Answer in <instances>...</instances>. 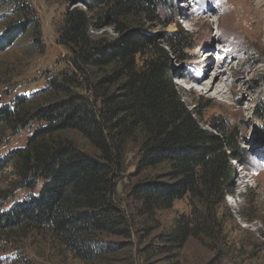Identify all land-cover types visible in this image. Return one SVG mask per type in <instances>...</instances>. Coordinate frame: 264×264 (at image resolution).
Segmentation results:
<instances>
[{
  "label": "trees",
  "instance_id": "16d2710c",
  "mask_svg": "<svg viewBox=\"0 0 264 264\" xmlns=\"http://www.w3.org/2000/svg\"><path fill=\"white\" fill-rule=\"evenodd\" d=\"M172 2L68 0L57 42L71 54L75 74L92 76L94 83L85 89L89 98L68 90L67 85L74 84L68 78L57 89L64 96L61 100L29 107L19 96L12 106L0 105V125L44 124L22 149L0 159V174L12 163L16 190L26 192L11 207L2 209L0 203L1 231L47 230L82 264H108L118 247L104 237L128 235L123 212L113 199L114 181L124 167L127 146L136 140L141 168L166 170L153 180L136 183L129 191L132 200L148 216L185 197L191 202L189 215L178 217L164 237L169 244L164 250L182 248L217 219L224 192L232 194L224 191L228 161L241 165L239 147L225 122L215 117L208 122L209 129L201 127L175 93L168 54L181 56L193 47L175 17L161 15L170 11ZM10 4L22 18L0 34V51L29 30L33 45L40 44L39 27L31 29L25 1ZM143 22L174 23L178 29L157 43L142 36ZM107 27L115 37L92 33ZM257 114L264 119L263 106ZM65 132L81 135L98 155L57 136Z\"/></svg>",
  "mask_w": 264,
  "mask_h": 264
},
{
  "label": "rangeland",
  "instance_id": "374dc122",
  "mask_svg": "<svg viewBox=\"0 0 264 264\" xmlns=\"http://www.w3.org/2000/svg\"><path fill=\"white\" fill-rule=\"evenodd\" d=\"M24 1L28 19L33 21L31 29L39 27L41 42L33 45L29 30L0 51V105L12 106L19 96L25 98L29 107L61 100L64 96L57 89H61L60 84L66 85L68 78L74 82L67 85L68 90L89 98L85 89L94 78L75 74L71 54L57 42V30L68 0ZM161 15H167V19L175 17V23L188 33L193 47L181 56L168 54L176 95L201 127L209 129L208 122L215 117L230 127L236 134L241 165L228 161L230 170L224 191L231 190L232 194L224 192L217 219L209 221L182 248L166 251L162 247L169 244L164 237L172 231L178 217L189 215L191 202L185 197L173 202L168 210L146 215L129 191L140 181L159 177L166 166L143 170L139 142L130 143L124 167L116 174L113 193L115 204L125 217L128 235L104 237L118 247L108 264H264V119L257 114L261 106L264 108V0H173L170 11H162ZM21 18L22 15L15 14L10 0H0V34ZM141 27L142 36H151L157 43L178 29L174 23L163 26L161 22H143ZM92 33L115 37L108 27ZM203 53L208 56H202ZM218 56L222 57L219 61ZM217 69L225 72L221 82L216 83L212 92L203 94L210 78L204 82L202 75L209 72L211 76ZM194 77L203 82L201 86L195 84ZM43 125H0V159L22 149L34 130ZM57 136L70 140L89 155H98L76 132ZM14 173L10 163L0 174L2 209L26 195L16 190ZM7 195L11 198L2 200ZM0 264L82 263L49 231L22 228L0 230Z\"/></svg>",
  "mask_w": 264,
  "mask_h": 264
},
{
  "label": "bare ground",
  "instance_id": "6f19581e",
  "mask_svg": "<svg viewBox=\"0 0 264 264\" xmlns=\"http://www.w3.org/2000/svg\"><path fill=\"white\" fill-rule=\"evenodd\" d=\"M235 23H236V21H235ZM233 25H236V24H233ZM237 26V25H236ZM208 56V54L207 53H203L202 54V56ZM221 56V55H220ZM220 58H222V57H217V61H219V59ZM226 58V57H225ZM209 69V68H208ZM224 71L222 70V69H217V71H215V72H213V74L210 76L209 75V72L207 73V72H205V74L204 75H202V78L204 77V82L205 81H207L209 78V83H208V85L207 86H205V88L204 89H202V92H203V94H205V95H207V94H209L210 92H212L213 91V89L215 88V85H216V83L217 82H221V77L224 75ZM210 76V77H209ZM194 79L196 80V82H195V84L197 85V86H201L202 85V83L203 82H199V80L200 79H197L196 77H194ZM222 92H223V89H222V91H218L217 92V94L218 95H221L222 94ZM224 95V94H223Z\"/></svg>",
  "mask_w": 264,
  "mask_h": 264
}]
</instances>
